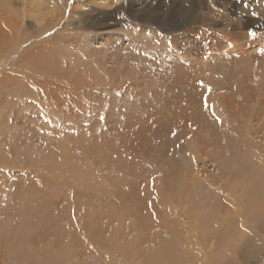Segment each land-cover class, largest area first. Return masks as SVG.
<instances>
[{
    "label": "rangeland",
    "instance_id": "374dc122",
    "mask_svg": "<svg viewBox=\"0 0 264 264\" xmlns=\"http://www.w3.org/2000/svg\"><path fill=\"white\" fill-rule=\"evenodd\" d=\"M191 1L0 0V19L5 15L13 18L17 15L18 27L15 31H18L17 39L20 42L4 45L3 35L7 30L4 26L0 27V162H3L0 163V244L4 249L8 248L5 252L11 250L5 253V264H15L17 261L38 264L37 255H41L43 260L47 258L45 249L49 252L55 250L59 254L54 256L49 253L48 260H44L48 264L56 260L54 264H111L107 262L110 250L90 239L79 222L86 212L110 215L115 208L108 205L103 195H99L102 203L98 202V197L86 185L94 182L96 189L112 185L114 179L125 172L124 168L116 165L117 162L123 163L127 159H131V163L125 170L131 173L130 179L133 181H150L161 175L153 174L150 170L153 164L144 165L146 160L142 158L134 163L125 153H115L114 148L118 144L116 132L120 130L123 134L128 129L123 124L120 129L117 128L116 119L123 120L125 126L133 123L132 119L126 123V116H116L113 109L117 99L115 94L128 89L130 78L126 73L117 77H111L103 70L98 73L97 67L90 66L85 52L76 44L80 41L77 38L87 40L89 37L92 39V35L112 32L125 40L138 37V33H141L143 40L147 37L142 42L143 49L148 45L145 43L151 42L153 45L147 46L146 51L152 46L151 51H154L156 46V50L166 53L172 43L165 46L158 34L169 35L165 30L166 24L172 23L175 17H191L190 25L183 26L179 31H183L181 36L190 42L187 47L192 48L191 44L203 46L201 53L188 51L194 60H202L201 57L206 55L213 57L219 52L222 56L227 54L228 61L237 57L240 51L254 59L264 56V35H256L264 30V0H194L198 1V6L192 11L188 8ZM32 51L33 55L27 58ZM38 55L44 56L41 58L45 59L44 63L37 62L35 57ZM25 58L32 60L26 62ZM140 63L133 69L145 63L146 68L143 69L150 68L147 71L151 72L155 69L147 59L142 62L144 64ZM209 70L214 79H219L229 68L219 65ZM216 102L221 105L220 100L216 99ZM135 130L136 126L130 131L134 134ZM190 143L193 145V142ZM190 143L188 155L192 152ZM187 157L180 153L168 162L177 167ZM162 161L166 163V160ZM143 192L139 196L147 198L148 195ZM172 200L174 202L173 197ZM174 208L172 203L171 211ZM45 213L47 220L44 219ZM114 217L121 218L118 214ZM28 225L32 227H26ZM77 226L79 230L74 231ZM102 227L97 226L98 231L106 229V226ZM39 232L44 236V242L34 241L33 237H37ZM105 234L108 237V233ZM50 244H53L52 248L48 247ZM150 247L147 249L154 250L152 245ZM115 261L120 262L118 255H115Z\"/></svg>",
    "mask_w": 264,
    "mask_h": 264
},
{
    "label": "bare ground",
    "instance_id": "6f19581e",
    "mask_svg": "<svg viewBox=\"0 0 264 264\" xmlns=\"http://www.w3.org/2000/svg\"><path fill=\"white\" fill-rule=\"evenodd\" d=\"M197 2L191 1L189 10L198 6ZM190 18L175 17L172 23L166 24L165 30L169 35L158 34L165 46L172 43L166 53L156 50V46L154 51H151L153 46L146 51L147 46L153 45L151 42L145 43L148 45L143 49L142 42L147 37L143 40L141 33L138 37L125 40L112 32L96 36L91 34L93 38L83 39L85 41L77 38L80 41L76 44L85 52L90 66L97 67V72L106 71L111 77L126 73L130 78L128 89L115 94L117 99L113 109L116 116H126V123L131 119L133 123L125 126L123 120L116 119L117 128L120 129L123 124L128 129L123 134L120 130L116 132L118 144L114 148L115 153H125L134 163L142 158L146 160L144 165L153 164L150 168L153 174L161 173L158 179L146 180L149 182L133 181L131 173L125 170L131 163V159H127L123 163L117 162L116 165L124 168L126 173L115 178L112 185L97 189L94 182L86 185L98 197L97 200L103 195L108 205L115 208L110 215L86 212L79 222L90 239L110 250L107 262L111 264H264V56L254 59L240 51L237 57L228 61L227 54L222 56L219 52L213 53V57L206 55L201 57L202 60H194L188 51L201 53L203 46L191 44L192 48L187 47L190 42L183 39V31H179L183 26L190 25ZM16 19L17 15L15 18L5 15L0 19V27L4 26L7 30L6 35L2 34L4 45L19 42L18 31H15L18 27ZM256 35L263 36L264 30ZM30 53L29 59L33 51ZM41 58L44 56L35 57L37 62L44 63L45 59ZM29 59L25 58V61L31 62L33 57ZM146 59L155 68L153 72L147 71L150 68L143 69L146 63L142 62ZM140 62L144 65L134 70ZM219 65L229 70L219 79H214L209 69ZM135 126L133 134L130 130ZM189 143L192 152L188 155ZM180 153L188 157L173 167L169 162ZM143 191L149 198L147 195V198L139 196ZM172 203L175 206L173 211L170 209ZM115 214L121 218H115ZM44 217L48 219L47 213ZM102 225L106 226L104 231L100 229ZM78 230L77 226L74 231ZM40 234L33 237L35 242H44V236ZM52 245L46 246L52 248ZM150 245L154 250L147 249L151 248ZM5 249L0 244L1 264H5V253L11 251L5 252ZM45 251L47 258L49 253L58 254L55 250ZM115 255L120 262L115 261ZM20 259L24 261L23 257ZM36 259L40 264H48L41 255H37Z\"/></svg>",
    "mask_w": 264,
    "mask_h": 264
}]
</instances>
